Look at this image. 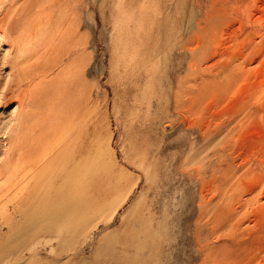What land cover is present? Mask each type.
Segmentation results:
<instances>
[{
	"label": "rangeland",
	"instance_id": "obj_1",
	"mask_svg": "<svg viewBox=\"0 0 264 264\" xmlns=\"http://www.w3.org/2000/svg\"><path fill=\"white\" fill-rule=\"evenodd\" d=\"M191 2L0 0V264L232 250L222 192L233 201L242 177L264 189V154L191 123ZM195 2L197 23L210 0Z\"/></svg>",
	"mask_w": 264,
	"mask_h": 264
},
{
	"label": "bare ground",
	"instance_id": "obj_2",
	"mask_svg": "<svg viewBox=\"0 0 264 264\" xmlns=\"http://www.w3.org/2000/svg\"><path fill=\"white\" fill-rule=\"evenodd\" d=\"M190 4L191 123L206 137L226 136L230 144L241 142L243 147L237 149L241 156L250 152L262 155L264 0H210L197 23L195 0ZM244 110L247 114L242 116ZM250 128L260 132L252 144L244 141ZM237 184L230 203H226V188L222 192L217 226L233 247L223 255L221 264H264V203L258 201L264 193L263 183L242 177Z\"/></svg>",
	"mask_w": 264,
	"mask_h": 264
}]
</instances>
